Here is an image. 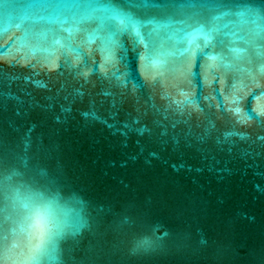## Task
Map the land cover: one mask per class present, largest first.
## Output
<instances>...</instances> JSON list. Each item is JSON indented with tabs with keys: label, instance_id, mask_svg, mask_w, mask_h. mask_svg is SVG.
Segmentation results:
<instances>
[{
	"label": "water",
	"instance_id": "obj_1",
	"mask_svg": "<svg viewBox=\"0 0 264 264\" xmlns=\"http://www.w3.org/2000/svg\"><path fill=\"white\" fill-rule=\"evenodd\" d=\"M0 264H264V0H0Z\"/></svg>",
	"mask_w": 264,
	"mask_h": 264
},
{
	"label": "snow or ice",
	"instance_id": "obj_2",
	"mask_svg": "<svg viewBox=\"0 0 264 264\" xmlns=\"http://www.w3.org/2000/svg\"><path fill=\"white\" fill-rule=\"evenodd\" d=\"M234 111L239 112V108L234 109Z\"/></svg>",
	"mask_w": 264,
	"mask_h": 264
}]
</instances>
